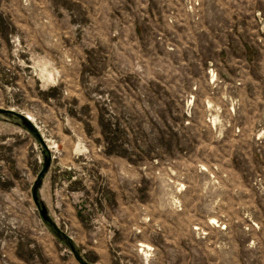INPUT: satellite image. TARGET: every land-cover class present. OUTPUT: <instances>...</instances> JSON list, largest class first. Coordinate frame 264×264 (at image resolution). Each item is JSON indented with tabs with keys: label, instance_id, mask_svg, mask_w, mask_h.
I'll return each mask as SVG.
<instances>
[{
	"label": "rangeland",
	"instance_id": "1",
	"mask_svg": "<svg viewBox=\"0 0 264 264\" xmlns=\"http://www.w3.org/2000/svg\"><path fill=\"white\" fill-rule=\"evenodd\" d=\"M0 264H264V0H0Z\"/></svg>",
	"mask_w": 264,
	"mask_h": 264
},
{
	"label": "water",
	"instance_id": "2",
	"mask_svg": "<svg viewBox=\"0 0 264 264\" xmlns=\"http://www.w3.org/2000/svg\"><path fill=\"white\" fill-rule=\"evenodd\" d=\"M46 165H48V162H46Z\"/></svg>",
	"mask_w": 264,
	"mask_h": 264
}]
</instances>
